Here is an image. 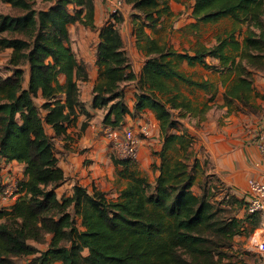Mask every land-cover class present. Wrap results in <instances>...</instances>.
Returning <instances> with one entry per match:
<instances>
[{
	"label": "trees",
	"instance_id": "16d2710c",
	"mask_svg": "<svg viewBox=\"0 0 264 264\" xmlns=\"http://www.w3.org/2000/svg\"><path fill=\"white\" fill-rule=\"evenodd\" d=\"M42 1L49 6L37 10L35 0H0L16 12L0 13V50H10L6 76L0 67V196L6 188L3 164L24 165L18 199L0 210V264H234L235 238L247 232L249 217H238L244 202L206 174L208 161L197 158L194 137L181 122L210 110L219 90L211 80H194L178 64L220 75L222 108L229 112L262 110L255 103L264 99L255 81L264 72V0H192L195 23L188 29L193 32L226 18L240 28L188 52L146 33L172 15L170 0H126L137 46L146 54L139 76L121 34L122 12L111 13L98 29L95 0ZM77 24L98 30L99 79L92 92L93 108L106 110L103 126L123 129L128 115L141 117L147 110L160 126L162 148L154 154L160 163L152 164L159 175L152 182L136 169V160L113 156L119 175L128 180L116 198L79 184L71 195L57 193L67 177L55 139L70 140L68 130L79 115L90 117L80 98L88 69L71 45L70 26ZM131 82H138L133 112L124 88ZM171 82L206 91L204 108L194 106ZM176 146L182 154L168 161ZM199 170L206 178L197 194ZM38 244L47 248L40 250Z\"/></svg>",
	"mask_w": 264,
	"mask_h": 264
},
{
	"label": "crops",
	"instance_id": "0c3cea01",
	"mask_svg": "<svg viewBox=\"0 0 264 264\" xmlns=\"http://www.w3.org/2000/svg\"><path fill=\"white\" fill-rule=\"evenodd\" d=\"M193 4L191 9L187 8L186 11L181 3L170 0L172 15L166 17L165 20L172 18L175 11H186L187 14H191V18L184 25V30L193 32L188 29L191 24L195 23L192 18ZM127 7L129 6L125 5L122 10L124 23L121 26V34L133 70L138 75L145 64L146 54L137 46L131 20L133 12L129 10L131 7ZM111 12L112 0H95V25L98 29L105 24ZM164 27L163 22L156 30H146V33L151 39L164 43L155 35ZM95 32L85 31V36L89 35L88 38L83 36L76 45L71 44L77 59L85 63L88 69V81L80 83V98L90 117L79 115L77 122L68 130L70 140L55 139L59 143L57 145L59 166L67 177L65 185L57 190L59 197L71 195L75 184L87 188L90 192L98 188L114 197L126 187L128 182L119 175L120 167L114 164L113 155L109 152L111 144L105 135L106 128L102 124L106 110L93 108L92 91L99 79L95 55L99 42L98 30ZM187 66L188 69L183 72L189 76H192L191 68H201V66L191 67L188 64ZM28 78L27 75V80ZM192 78L202 81L201 78L193 76ZM255 87L257 92L264 97V72L256 75ZM220 94L222 93L219 92L215 101L210 103L212 105L210 110L198 117L189 115L181 122L194 137L197 158L201 162L208 161L206 174L216 176L231 194L244 202V206L238 212V217H249L246 223L247 232L235 238L234 247L230 252L234 260H243V262L235 261L234 264H264V254L255 252L256 247L252 240L253 236L258 235L264 239V211L256 214L247 212V203L251 198L249 181L255 180L264 184V160L255 143L257 133L264 127V99L255 100V103L262 108L257 113L229 112L227 108H222L224 99L223 95L222 100L219 98ZM127 104L133 112L134 101L127 100ZM141 125H148L153 135L148 138L142 137L139 144V158L135 162V167L141 175L151 180L154 178H152V164L155 162L152 152L158 151L157 148L155 149L157 139L159 143L161 142L160 126L155 114L147 110L141 117L133 118L128 115L123 127L132 128L138 134ZM48 132L54 136L51 129ZM10 171H14L15 175L19 171L18 177L24 178V165L18 162L5 163L2 170L4 185H7V176ZM15 201V198L11 200L0 198V210L10 208Z\"/></svg>",
	"mask_w": 264,
	"mask_h": 264
},
{
	"label": "rangeland",
	"instance_id": "374dc122",
	"mask_svg": "<svg viewBox=\"0 0 264 264\" xmlns=\"http://www.w3.org/2000/svg\"><path fill=\"white\" fill-rule=\"evenodd\" d=\"M176 1H177V3H181L186 8L185 9L186 11H187V8L191 9V5L193 4V1H191V0H176ZM48 6H49V4L44 3L42 0H35V8L37 10L45 9ZM130 7L131 6H129L127 8H130ZM129 10L132 11V9H129ZM186 11H175L174 16L172 18L164 21L165 27L162 29V31H158L155 33V35L158 36L161 41H164V43L171 45L177 51H180V52L192 51L196 47V45H198V44H205V45L211 46V45L215 44L216 38L219 35H222L223 33L227 32V31H233V30L237 29V33H239L238 29L240 27H237L234 24V22L228 18L222 19L220 22H218L216 24L200 25V29H198V31L195 33L188 31V30H184V28H185L184 25H186L188 20L191 18V14H187ZM0 13H2V14H16V12L11 9L10 5L4 4L2 2H0ZM242 29L245 30L246 27L242 26ZM85 31L95 32V31L90 30L88 28H83V26L78 25V24L70 26L71 44L76 45L78 43V40H80L81 37L85 36V33H84ZM85 37L88 38L89 35H86ZM9 57H10V50H0V67L3 70L4 76H6L8 74V70H6V66L8 64ZM178 65H179V68L181 71L188 69L186 62L179 63ZM191 71H192L193 77L201 78L202 80L213 81L214 85H216V88L217 89L219 88V92L222 93V94H220V97H219L222 100V95L224 92V86H223L222 79H221L220 75L214 74L213 72H211V71H209L203 67L191 68ZM139 75H140V73L138 74V76ZM171 83L177 89V91L180 92L189 101H191L194 106L199 107V109L204 108V104H206L208 99H209V94L206 91H204L202 89H196V88L189 87L183 83H176V82H171ZM124 88H125V92H126V100L134 101L135 93L138 90V82H131V83L125 84ZM36 103H37V105H41V103H42L41 99H37ZM182 120H184V119H182ZM151 135H153L152 130H151L150 136ZM158 140L159 139H157V142L155 143V149L156 148L158 149L157 152H159L162 148V139H161L160 143ZM58 144L59 143L57 141H55L56 151H58V149H57ZM159 144L161 146H159ZM109 152L111 155L116 156L115 152L113 151V149L110 146H109ZM194 152L196 153L195 146H194ZM154 154H155V152H152V155L155 158V162L157 164H159L160 160H159L158 156H155ZM181 154H182V151L181 150L179 151L178 147L176 146L174 149H172L171 151L168 152V155H167L168 161L174 160L175 158L179 157V155H181ZM111 158H112V156H111ZM13 172L14 171H10L8 176H7L6 187H10L15 182L21 181L23 179V178L18 177L19 171L16 175L13 174ZM198 172L199 173L196 175L197 180H196V183L194 185V191L197 194L201 191L200 186H201V184L204 183V180L206 178V175H204L201 172V170H199ZM158 175H159V172L158 171L156 172L153 170L152 178L153 177L154 178L151 179V181L152 182L155 181V179ZM9 197L10 198H8V199L11 200L12 195ZM116 197H117V195H115L113 198H116ZM220 197L221 196H219L218 198H220ZM15 199H18V197H16ZM78 224L79 225L81 224L80 219L78 220ZM36 246L38 248H40V250H45L47 248L46 244L45 245L38 244ZM256 251H257V249L255 250V252ZM88 253L89 252L86 250L84 252V255H88ZM23 261H25V259ZM235 261L236 262H240V261L243 262V260H233V262H235ZM257 261H258V259H257Z\"/></svg>",
	"mask_w": 264,
	"mask_h": 264
},
{
	"label": "built area",
	"instance_id": "2783aa9c",
	"mask_svg": "<svg viewBox=\"0 0 264 264\" xmlns=\"http://www.w3.org/2000/svg\"><path fill=\"white\" fill-rule=\"evenodd\" d=\"M126 5V0H112V12H121ZM151 134V128L148 125H141L138 134L132 128L112 129L106 128L105 135L110 140L111 148L116 157L121 160H137L139 158V144L141 138H148ZM141 137H140V136ZM256 146L259 149L262 159L264 160V127L259 130L256 136ZM15 182L10 187H6L4 193L0 196L3 200H10L18 197V187ZM249 190L251 198L247 203V212L256 214L264 211V184L250 180ZM253 244L260 254H264V239L261 236H253Z\"/></svg>",
	"mask_w": 264,
	"mask_h": 264
}]
</instances>
